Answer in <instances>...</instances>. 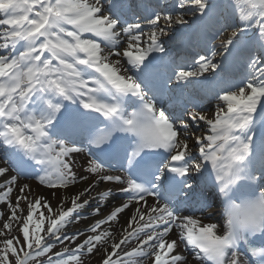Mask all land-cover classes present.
Masks as SVG:
<instances>
[{
  "label": "snow or ice",
  "instance_id": "obj_1",
  "mask_svg": "<svg viewBox=\"0 0 264 264\" xmlns=\"http://www.w3.org/2000/svg\"><path fill=\"white\" fill-rule=\"evenodd\" d=\"M244 5L0 0V264H264V0Z\"/></svg>",
  "mask_w": 264,
  "mask_h": 264
},
{
  "label": "bare ground",
  "instance_id": "obj_2",
  "mask_svg": "<svg viewBox=\"0 0 264 264\" xmlns=\"http://www.w3.org/2000/svg\"><path fill=\"white\" fill-rule=\"evenodd\" d=\"M162 1L163 3L161 4H164V3H170L171 0H159V2ZM153 2H155V0H153ZM218 2V0H217ZM241 3V2H240ZM215 43H219V41L215 42ZM189 48H195V50H198V48L200 47H197V46H189ZM181 49V48H180ZM179 48H177L175 45L171 46L170 48V51H169V56L171 57L174 53L178 52L180 50ZM190 54V52H187ZM195 52H193L194 54ZM217 59H219V57H217ZM187 63L191 64L189 61H186ZM181 63H184V62H181ZM240 66H242L240 63H234L230 69V72H229V76L232 77V76H235L236 73H239V70H240ZM205 75H208L207 73ZM209 79L211 80V76H209ZM235 79V78H234ZM239 80H237L238 82ZM202 94V93H201ZM203 102H205V100H203ZM170 106H172L171 104H169ZM202 106H205L204 104H202ZM162 107L165 108V109H168V104L165 102L162 104ZM187 119V117H186ZM201 125H202V122H201ZM101 128H103V124L99 125ZM196 125L193 124V128L195 127ZM200 129V128H198ZM197 135V133L195 134ZM125 143H127V141H125ZM3 153V151H0ZM4 154V153H3ZM74 160H75V167L79 170L81 168V165L85 163V160L86 158H88V155H87V152H84V153H79V154H74L73 156ZM9 159H12V160H15V162L19 165H22L26 168L27 171L29 172H32L33 171V168L30 167V165L32 164V162H29V161H24L22 160L21 158L19 157H10ZM5 161L1 160L0 159V164H3ZM114 165L116 164V161H113L112 162ZM118 167V165H117ZM210 165H209V170H210ZM15 174V173H13ZM2 182V181H0ZM21 182L23 183H29L32 185V188H33V195H36L37 193H41V194H47L49 193L51 190L48 189L46 186H39L37 187V181L35 179H24V178H21ZM79 187V185L77 186ZM103 188V186L101 185V189ZM77 189L76 188H70L69 189V192H75ZM58 191L63 194V189H58ZM96 193H93V195H95ZM15 195L16 193L14 192L12 194V198L14 199L15 198ZM50 203L52 204L53 208L55 209L56 207H58V203H57V200L55 199V197H50ZM24 207L26 208L27 205L25 204ZM219 208H220V212H221V215H223V205L220 204L219 205ZM182 212L186 211L185 207L184 206H181V209H180ZM0 212L3 213V215H0V228H2V232H7L8 235L7 236H4L3 238L1 239H5V238H11L13 236L16 235V223L13 222L12 223V226L10 229H4L3 228V223L5 222V220H7L8 218V210L4 207V205L1 203L0 204ZM40 212H43L45 214V217H47V210L44 209V208H40L39 210H34V219H36ZM188 214H193L194 218H199L202 220V222L204 223H207L208 221L207 220H204L203 218L207 215V212H204V213H201L199 211H195L194 213L192 212H189ZM125 216H127V213L124 214ZM121 219L123 220V217H121ZM90 223V221L88 220H84L82 219L78 224H74V225H69L68 228H67V231L68 232H73L75 231L76 229H84L85 226ZM41 227L44 229H46L47 227V220H45V223L43 225H41ZM105 228H107L108 226L105 225L104 226ZM41 228V229H42ZM114 236H116L117 238H121V234L119 232H115L113 233ZM83 239V238H81ZM111 243V239L109 240V244ZM131 246H135V242H131ZM62 245L58 244L56 246V250L57 251H61L62 250ZM69 247H71V245H69ZM81 260L84 262V264H87V257H82ZM93 264H98V260H94L93 261Z\"/></svg>",
  "mask_w": 264,
  "mask_h": 264
},
{
  "label": "rangeland",
  "instance_id": "obj_3",
  "mask_svg": "<svg viewBox=\"0 0 264 264\" xmlns=\"http://www.w3.org/2000/svg\"><path fill=\"white\" fill-rule=\"evenodd\" d=\"M218 2H221V0H218ZM240 2H241L240 4H241L242 7L245 6L244 5V0H240ZM160 3H163V2L160 1ZM145 31H147V29H145ZM215 42H217V41H215ZM187 52H190L191 55H189V53H187ZM193 52H195V53L193 54ZM198 52L200 54H204V52L202 51V48L201 47L198 48V50H195V48H189V46H188L186 48H181L178 52L174 53L171 57L177 63H181V62H185V61H189L190 63H192L193 60L198 59V56L196 55V53H198ZM243 71H244L243 66H240L239 73H236V75L235 76H232V78H235L236 81L237 80H240ZM201 95H203V93ZM204 100H205V102L202 103V104L205 105V106H202L204 108V110L206 112H211V113L214 114L215 113V104H216L215 100H212L210 97H207ZM167 104H168V109H170L172 106L169 105L170 103H167ZM194 128L196 129V131H195L194 134L197 133V135H199L200 134V129H198L196 126ZM204 131H205V134H207L206 128L204 129ZM0 159L3 160V161H5V157H4V154L2 152H0ZM205 191L207 192L206 189H205ZM44 230H45V228L44 229L43 228L41 229V233H40L41 235L44 234ZM0 232H2V228H0ZM69 233H71V232H69ZM3 237L4 236H0V240H2L1 238H3ZM25 250H27V249H25ZM54 251H57L56 250V247H55ZM65 258H67V257H65ZM30 264H31V262H30Z\"/></svg>",
  "mask_w": 264,
  "mask_h": 264
}]
</instances>
